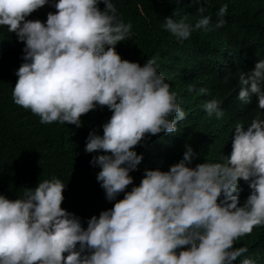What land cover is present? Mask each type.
<instances>
[{"label":"clouds","instance_id":"clouds-1","mask_svg":"<svg viewBox=\"0 0 264 264\" xmlns=\"http://www.w3.org/2000/svg\"><path fill=\"white\" fill-rule=\"evenodd\" d=\"M192 2L202 5L194 25L186 15L165 17L162 25L181 42L194 30H212V17L204 15L208 0ZM47 4L46 23L26 19ZM227 11V3L219 8L215 28L225 25ZM0 26L25 45L12 91L17 106L42 124L77 128L98 106L111 111L103 134L89 133L85 151L105 153L90 163L101 169L106 199L115 201L85 228L62 208L66 185L58 178L27 188L22 198L0 195V264H233L242 256L240 264H257L245 256L247 246L235 245L264 226V60L239 74L236 115L249 124L235 125L230 155L192 167L198 154L186 144L178 163L167 171L146 169L127 191L143 160L136 146L148 136L176 133L187 115L155 57L141 66L116 51L132 38V24L113 0H0ZM165 57L177 70L192 67L191 55ZM221 103L206 102L207 115L222 118ZM240 181L251 190L242 206Z\"/></svg>","mask_w":264,"mask_h":264},{"label":"trees","instance_id":"trees-1","mask_svg":"<svg viewBox=\"0 0 264 264\" xmlns=\"http://www.w3.org/2000/svg\"><path fill=\"white\" fill-rule=\"evenodd\" d=\"M113 3L124 22L133 26L132 38L118 43L116 51L122 59L141 66L155 57L158 72L173 83L181 108L187 114L185 120L178 122L176 133L148 136L136 146L134 150L143 160L130 173L134 183L127 191L139 185L146 169L167 171L178 163L186 144L198 154L192 167L206 161L220 162L222 155H230L235 125L249 124L236 115L238 104L233 98L241 87L239 74L253 70L257 62L264 60V0H208L204 15L212 17V30L205 34L201 33L203 29L194 30L182 42L162 27L165 17L179 20L186 15L194 25L201 4L192 0H113ZM225 3L228 4L223 17L225 25L217 29L214 27L219 19L217 13ZM46 7L49 4L26 19L46 23L43 16ZM24 47L15 33L0 26V195L12 200L22 198L27 188L58 178L66 185L62 208L79 217L86 228L93 215L98 217L115 203L106 199L97 180L100 167L90 163L93 156L105 153L85 151L89 133L102 135V125L112 113L107 107L98 106L81 117L82 126L77 128L59 122L42 124L30 110L17 106L12 91L18 80L16 72L25 62ZM176 51L191 55L190 69L177 70L167 61L165 56ZM189 85H194L195 91L189 92ZM212 97L222 102L224 116L220 119L215 115L209 117L204 109ZM238 187L242 206L251 190L246 182L240 181ZM123 196L124 193L119 194L117 200ZM241 246L248 247L245 256L264 264V226L238 240L235 247ZM244 258L233 264H240Z\"/></svg>","mask_w":264,"mask_h":264},{"label":"bare ground","instance_id":"bare-ground-1","mask_svg":"<svg viewBox=\"0 0 264 264\" xmlns=\"http://www.w3.org/2000/svg\"><path fill=\"white\" fill-rule=\"evenodd\" d=\"M213 99H217V98H214V97H212Z\"/></svg>","mask_w":264,"mask_h":264}]
</instances>
